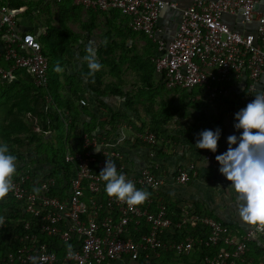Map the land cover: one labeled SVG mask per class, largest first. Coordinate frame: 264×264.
<instances>
[{
	"label": "built area",
	"instance_id": "built-area-1",
	"mask_svg": "<svg viewBox=\"0 0 264 264\" xmlns=\"http://www.w3.org/2000/svg\"><path fill=\"white\" fill-rule=\"evenodd\" d=\"M258 2L193 0L191 6L181 11L179 26L168 39L162 37L156 23L161 10L166 6L176 8L174 3L41 0L39 7L57 8L69 3L94 13H119L127 19L126 26L132 32L144 34L155 45L156 56L152 62L165 87L198 92L196 99L211 101L221 97L226 86L244 78L251 81V91L257 90V82L264 72V12L255 10ZM19 13L18 9H9L0 0V83H11L15 72L21 71L37 87L45 88L49 61L40 43L43 31L38 26L35 33L21 32ZM224 16L235 17L244 25L256 23V34L231 29L223 21ZM261 93H264V86L260 88ZM45 99L47 103L52 102L48 94ZM79 105L87 107L86 100H79ZM129 140L150 149L157 145L154 132L132 130L127 126L119 128L116 138H89L84 134L80 146L79 141L70 140L63 160L71 164L73 172L63 191L56 179L47 177L44 170L29 164L19 170L13 179L15 188L7 196L21 203L24 213L31 217L24 223V229L34 226L50 241L40 242L39 238L26 235L21 240L23 247L8 252L2 264H31L29 258L32 256L42 257L38 264H164L161 252L187 257L188 264H264V227L249 225L243 230L233 229L190 207L177 214L168 212L158 203L156 210L151 211V193L165 185L164 178L155 173L162 165L151 150L149 166L135 174L128 172L122 159L123 144ZM95 148L101 152H96ZM106 159L113 162L118 173L130 179L137 189L149 192V199L129 208L107 194L104 199L99 197L105 187L98 175ZM212 160L217 162L216 157ZM26 168L29 171H25ZM33 170L37 171L35 178L30 173ZM190 180L188 171L179 170L175 182L186 185ZM33 189H39L38 193ZM197 226L201 228L199 240L190 234V229ZM143 227L147 233L135 236L134 232L141 233ZM176 234L182 235L183 240L172 242L171 236ZM165 236L169 239L163 241ZM53 240L71 244L74 255L69 256L66 247L59 257ZM197 253L203 255L198 261ZM142 256L143 262L140 261Z\"/></svg>",
	"mask_w": 264,
	"mask_h": 264
},
{
	"label": "trees",
	"instance_id": "trees-1",
	"mask_svg": "<svg viewBox=\"0 0 264 264\" xmlns=\"http://www.w3.org/2000/svg\"><path fill=\"white\" fill-rule=\"evenodd\" d=\"M2 4L7 6L9 9H18L20 11L19 18L22 23L24 20L28 19L31 14V10L40 6L41 0H38L35 3H26V0H2ZM63 6L67 7V9H75V7L71 6L69 3L61 4L59 7L62 8ZM46 9L48 10L50 8L47 7ZM112 14L113 17L109 22L110 25L108 23L107 24L112 26V30L117 32V29L121 27H117L115 25V21L117 18L121 17V15L117 12H112ZM121 21V23H127L126 18ZM47 26L49 27L47 35L45 37L41 36L42 38L40 37L43 54L49 61L47 87H37L33 83L32 79L21 71L15 72L14 79L11 83H0V144L6 143L9 147L10 153L15 155L17 160L21 161L24 159V163L21 165L22 168L25 167L26 164H29L35 166V169L37 170H44L48 175L47 177H54L56 179L58 186L63 191L73 172L71 164L64 163L63 160L65 147L69 144L70 140L74 139L75 141H79L78 143L80 146L81 136L84 134H86L89 138H93L94 136L96 138H116L119 136L120 128L117 124L122 121L121 115L119 117L116 116L118 111L110 109V116L107 117L106 120L99 123L97 130L90 132L85 129L82 130V133L72 134L76 127V121H81L85 118H94L93 114L87 107L78 108L74 105L75 102L83 99V93L86 92L98 100V107L103 106V99L108 100L113 98L125 102L126 112L134 114L137 113L132 108L133 99L126 92H124L123 85L126 82L122 79V77H120V73L122 71V67L126 65L128 69H131L137 74L139 72L146 74L144 83L141 81L144 85L140 88V91L144 92L146 89H152V84L149 80L155 72L152 60L156 56V48L153 52H151V48H154L155 46L152 45L151 41L144 34H138L142 36V39L148 45L149 51L144 50L139 56L134 54L132 56H128L130 53H134L135 49L134 47L130 49L125 48L127 43L126 37L124 36V39L119 42L110 37L111 34H114L113 31H107L106 44L96 52V55L97 58L100 59L102 67L106 65H110L112 67L110 76H112L116 81L104 85L102 82L103 74L96 72L94 75H89V69L85 66L83 67V71L78 73L86 82V86L84 87L85 91H79V88L75 86V84L73 86L72 78L66 77V79H64V87L71 88L72 95L69 97H62L59 91L60 86L62 85L61 77H59L58 72L54 70L56 68L55 63L58 59L61 60L58 52H62L65 48H67L68 44H72L66 42L65 39L71 37L74 40L75 37L70 29H67V27L62 25V32L64 35L63 39L60 41L54 36L56 34V30L49 24H47ZM92 27L94 26L92 25ZM122 30L127 31L129 34H137L132 32L127 26L123 27ZM116 50L121 51V54L127 53V55H121V57L118 58L112 57L113 60L111 58L110 63L108 62V59L106 60L102 58V55L108 56ZM3 65L5 64L3 63ZM160 82H163L162 78H160ZM188 93L189 94L185 96H188V100L190 101L189 104L193 107L200 105V102L196 101L194 98L192 100L189 99L195 95V92L191 91ZM47 94L51 97V103L46 102L45 96ZM221 97L225 98L224 95ZM180 102L182 103L184 101L182 100ZM181 103L176 106H169L165 111H163L161 108L154 110L150 100L149 105H147V107H143V111L149 118H151L152 123L159 126L167 123L171 118L180 112L182 107ZM44 111H46V113H44ZM60 111L62 112L61 116L59 115ZM123 115L126 116L125 113H123ZM59 117L63 119L62 122ZM126 118L127 117H124L125 120ZM131 125L135 130H143L136 128L133 124H130V126ZM51 128L53 130L52 141L46 137L47 130ZM149 128L150 131L155 134L157 133L156 139H158V135L161 134L158 127L153 128L149 126ZM191 134L193 136L189 137ZM180 135L184 136L185 139L179 140L174 137L172 140L174 142L185 143L188 146H195L196 140L194 137L197 135L196 129H189L187 133L181 132ZM142 146L148 148L146 145ZM26 150L29 152V155L25 153ZM27 155L30 158L28 160L25 159ZM159 155L162 156L161 154ZM18 171L19 169H17V172ZM25 171H29V169L26 168ZM30 173L35 178L37 171L33 170L30 171ZM51 193L54 194L53 191H51ZM105 194L106 193L103 190L99 197L104 199ZM158 203L163 204L168 212L174 211L177 214L180 213V209L175 208L176 206L173 203L166 200L159 202L154 199L152 200L150 208L151 211L156 210ZM103 215L104 214H102V216ZM205 215L215 218V216L211 214ZM102 216H99V222L101 221ZM0 217L4 218V223L0 225V264H2L4 257L8 252H15L18 248L23 247L24 242L21 240H23L26 235H33L39 238L40 242L50 241L49 239H46L45 236L40 235L34 226H31L27 230L24 229V223L29 221L31 217L29 214L24 213L21 203L16 202L8 196H6L3 200H0ZM215 219L219 220L218 218ZM10 220L17 222L11 224L8 222ZM227 225L231 227L229 224ZM233 226H235V224H233L232 227ZM190 230L192 237L197 240L201 239L200 226ZM145 233H147V230L144 227L141 233L136 235L134 232L135 236ZM13 237H16V239H13ZM167 239H169V237H163V241H166ZM181 240H183V236L180 234L171 236L172 242H179ZM53 241L55 243V247L57 246L55 252H57L59 257H61L64 254L67 244H63L58 240ZM197 254L198 259L196 261L203 257L202 254ZM187 259V257H175V254L172 252H161V261L164 264H180L181 262L186 263L188 261ZM140 261H144V256L141 257Z\"/></svg>",
	"mask_w": 264,
	"mask_h": 264
},
{
	"label": "rangeland",
	"instance_id": "rangeland-1",
	"mask_svg": "<svg viewBox=\"0 0 264 264\" xmlns=\"http://www.w3.org/2000/svg\"><path fill=\"white\" fill-rule=\"evenodd\" d=\"M95 20L96 25L94 23ZM111 20L112 18L105 20L102 17H94L92 12L81 8L75 7V9H67V7L63 6L62 8L57 7L50 8L48 10L40 9V11L33 9L31 10V14L28 19L23 21L24 23L36 22L38 23V26L41 25V29L43 31L42 37L47 35L49 29L47 24H49L56 30V34L54 36L60 41L63 39L64 35L62 32V25L72 31L75 37L74 40L71 37L65 39L66 42L72 44H68L67 48H65L62 52H58L61 60L57 58L58 61L55 63L56 66L59 65V67L62 69V71L58 72V75L61 77L62 84L59 91L63 97L64 94L67 93L66 88L64 87V79H66V77L72 78L73 76L77 75L78 72L83 71V67L87 66V63L83 60V57L86 55V47L89 43H91L97 52L101 47L105 46L107 41V31H113L114 34H111L110 37L119 42L124 39V36L126 37L127 43L125 48L130 49L134 47L135 49L134 53H130L128 56H132L133 54L137 56L141 55V49L143 47L141 44V41L143 40L142 36L138 34H129L127 31L122 30V23H120L121 28L117 29V33L115 30H112L113 27L109 26L110 24H107ZM118 22H120V18H117V23ZM24 23H21V32L27 31L35 33L34 27H30L28 23ZM92 25L94 27H92ZM151 50L150 51L153 52V48H151ZM121 55L124 56L127 55V53L121 54V51L116 50L114 53L108 56L102 55V58L106 60L108 59V62L110 63V59L112 57L118 58L121 57ZM97 60L100 63V59L97 58ZM111 68L112 67L110 65H106L103 66L100 71H98L103 74L102 82L104 85L116 81L112 76H110ZM157 75L158 74L154 72L152 78L149 80V82L152 84V89H146L143 92L140 91V88L144 85L143 83L145 81L144 78L146 77V74L140 72L137 74L124 65L120 73V77H122V79L126 82L123 85V89L124 92H126L133 99L132 108L137 113L134 114L131 112H126L125 102L119 99H103V106L98 107V100L96 98L92 96H85L87 108L93 114L94 118L89 124L76 122V127L73 131V134L85 129L90 132L97 130L99 123L106 120L107 117L110 116V109L118 111L116 116H122V121L117 124L119 127H122V125L130 126V124H133L136 127L138 124H141L144 119H147V123L151 122V118H149L143 111V107H147L150 100L154 110L161 108L163 111H165L169 106L178 105L181 103L180 101L183 100L184 102L181 103L182 107L180 112L171 118L169 122L159 126L154 123L153 126H151L158 127L159 131L161 132V134L158 135L157 145L153 149L134 148L135 146L133 144V140L129 141L130 146L127 145V149L129 150L128 153H130L127 157L131 155L132 159L142 160L141 163H144L145 160L148 162L150 159L149 155L151 150H153L156 154V160H158L161 165L165 166L166 170L170 166L168 165V157L174 156L175 158L180 159V162L185 157V155H187L185 153H188L192 150L190 147L186 146L185 143L174 142L172 140L174 137L179 140H184L185 137L180 135L181 132L187 133L188 129L193 126V128L197 130V135L194 137V139L197 140L198 134L204 130H207L208 128L209 130L214 131L217 128H220L219 126L222 123H224V127H233L235 123V112L232 110V108L237 107L238 99L236 96L231 95L229 98L218 97L216 100L211 101L199 98L196 101L199 100L200 105L193 107L191 104H189L190 101L188 100V96H185L189 94L186 90V92L184 90H170V88L167 86L165 87L163 82H160ZM141 81H143V83ZM195 96L196 95H193V97H190L189 99H195ZM44 113H46V111H44ZM123 113H125L126 116H124ZM124 117H127L126 120ZM137 122L138 124H136ZM131 127L134 129L132 125ZM144 129L150 130V128ZM46 137L52 141V128L47 130ZM124 152L127 154L126 151ZM25 153L29 155L27 150ZM23 163L24 159L21 161L17 160V169H24V167L22 168L21 166ZM179 165L182 166V164ZM166 172L168 171L166 170ZM163 174L165 176V173ZM165 189H167V187ZM200 215H203V213Z\"/></svg>",
	"mask_w": 264,
	"mask_h": 264
},
{
	"label": "crops",
	"instance_id": "crops-1",
	"mask_svg": "<svg viewBox=\"0 0 264 264\" xmlns=\"http://www.w3.org/2000/svg\"><path fill=\"white\" fill-rule=\"evenodd\" d=\"M36 1L37 0L34 1L26 0V3L28 2L35 3ZM161 1L167 3H174L176 5V8H171L169 6L164 7L161 10L159 19L156 23L157 27L162 31V37L168 39L173 37L179 26L181 11L191 6L193 0H161ZM36 9L38 11H40V9L47 10L46 8H41V7L34 8V10ZM255 10L257 12H264V0H259ZM92 14L94 17H102L105 20L113 17L112 12L111 13L92 12ZM119 18H120V22L117 23V20L115 21V25L117 27L121 25L120 24L122 22L121 20L125 19L122 16ZM223 21L231 29L236 30L240 33L256 34V30H257L256 23L244 25L240 23L238 19L231 16H224ZM26 23H28L30 27H34V28L38 27V23H29V22ZM94 23L96 25V20ZM122 26L125 27L126 23H122ZM39 27L41 28V25ZM141 44L143 46L141 49L142 52L144 50L149 51L148 45L144 40L141 41ZM152 45L155 46L153 43ZM154 50L155 47L153 48V51ZM78 73L77 75L72 77L73 86L75 84V86L79 88V91L84 92L85 91L84 87L86 86V82L82 78V76H80ZM157 77L160 80V77L158 75ZM250 86H251V81L248 78H244L243 80H240L237 83H233L231 85L226 86L225 92L223 94L225 98H229L231 95H233L236 96L238 99L237 107L232 108L235 114L239 110L246 107V105L250 103L256 95L259 94L260 88L264 86V72L262 73V76L257 82V86H256L257 90L255 92L249 89ZM66 92L67 93L64 94V97H69L70 95H72L71 88L67 87ZM195 95H196L195 97L197 98L199 96V93L195 92ZM85 96L89 97L90 94L85 92L83 93V97H84L83 99H85ZM196 98L195 100H197ZM74 105L78 108L81 107L79 105V101H76ZM59 115L60 116L62 115L61 111L59 112ZM62 120L63 119L60 118L61 122ZM91 121L92 119L85 118L84 120L76 121V122H80L82 124H89ZM147 122H148L147 119H144V121H142L141 124H138L137 122L136 124L138 125L136 126V128H140V129L149 128V126H153L154 124L152 123V121L149 123ZM122 126L131 127L129 125H122ZM219 127H220L219 129L221 130V136L218 141L217 151L213 153L209 150L197 149L195 148L194 145L188 146L187 144H185L186 146L190 147L192 150L189 151L188 153H185L187 155H185L182 161L179 162L180 159L175 158L174 156L167 158L168 165L170 166L168 168L166 167L167 168L166 170L169 172L170 175L168 174V172H166L165 166L163 165H162V169L157 170L155 172L157 175L162 176L164 178L165 185L161 189L152 192L151 196L153 197L154 200H158L159 202L166 200L168 202L173 203L176 206L175 208H179L180 211L182 209L190 207L197 213L198 212L203 213L204 215L211 214L215 216V218H218L220 221H223L226 225L229 224L231 227L233 224H235V226L232 227L233 229L243 230L249 225L244 223L239 217L238 206L236 202V194L229 187L230 182L227 181V179L220 174L219 172L220 165L218 164V162H214L212 160L213 157H216L217 155L223 154L227 151L228 136L230 135L239 136L240 133L237 132L232 126L224 127V123H222ZM189 129L195 130L193 126L190 127ZM132 130L135 129L132 128ZM207 130H209V128ZM77 133H82V131H78ZM127 135L129 137L131 136L130 133H128ZM192 136L193 135L191 134L189 137ZM127 145L130 146L128 142H125L123 144L122 164H124L128 172L135 174L140 169L149 166L150 164L149 161L146 162L145 160L144 163H141L142 160L132 159L131 155L127 157L128 154H130L128 153L129 150L127 149ZM134 146H135L134 148L145 149V147L140 144H134ZM124 151H126L127 154ZM205 158L208 161L206 168L204 167ZM25 159L28 160L30 158L29 156H27ZM179 164H182V166ZM179 170H186L190 174L191 180L186 185H178L175 182ZM163 173H165V176ZM166 187L167 189H165ZM180 264H188V262L186 263L181 262Z\"/></svg>",
	"mask_w": 264,
	"mask_h": 264
},
{
	"label": "clouds",
	"instance_id": "clouds-1",
	"mask_svg": "<svg viewBox=\"0 0 264 264\" xmlns=\"http://www.w3.org/2000/svg\"><path fill=\"white\" fill-rule=\"evenodd\" d=\"M83 60L87 63L89 75L100 71L102 65L96 58V49L91 43L86 47ZM59 72V65L54 69ZM234 129L240 133L227 137L228 148L223 154L216 156L220 165L219 172L230 182L229 187L236 194L238 214L248 225L264 227V93L239 110L234 116ZM221 130H204L198 134L195 147L197 149L217 151ZM96 152H101L95 148ZM204 167L208 161L204 159ZM17 173V157L10 153L6 143L0 144V200H3L15 188L13 179ZM99 178L104 182V191L109 198L134 208L146 202L150 193L137 189L135 184L122 173H118L116 165L106 159L105 167ZM38 193L39 189H33ZM4 218L0 217V225ZM68 255H74L72 245L66 246ZM31 264H38L42 257L32 256Z\"/></svg>",
	"mask_w": 264,
	"mask_h": 264
},
{
	"label": "water",
	"instance_id": "water-1",
	"mask_svg": "<svg viewBox=\"0 0 264 264\" xmlns=\"http://www.w3.org/2000/svg\"><path fill=\"white\" fill-rule=\"evenodd\" d=\"M38 36H39V34H38Z\"/></svg>",
	"mask_w": 264,
	"mask_h": 264
}]
</instances>
